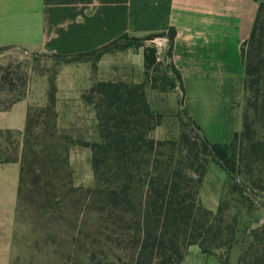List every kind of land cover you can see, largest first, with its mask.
Wrapping results in <instances>:
<instances>
[{
  "label": "trees",
  "instance_id": "trees-1",
  "mask_svg": "<svg viewBox=\"0 0 264 264\" xmlns=\"http://www.w3.org/2000/svg\"><path fill=\"white\" fill-rule=\"evenodd\" d=\"M164 35L169 47L168 65L162 76L152 72L162 60L156 47L150 44L142 48L144 82L98 80L81 95L93 105L100 137L97 142L84 143L91 151L96 184L88 206L96 212L102 246L112 242L115 248L128 250L131 264H180L186 247L192 244H197L205 254L224 249L227 253L220 264H226L235 244L236 221L224 222L220 207L214 212L202 206L198 191L211 161L232 180L241 176L253 187L264 190L261 187L264 180L261 176L264 172V0L259 1L249 38L240 47L244 90L249 95L241 116L242 128L234 132L227 143L211 142L198 125L199 132L181 131L176 139H156L150 135L151 130L161 124L162 115L151 110L145 84L161 92L175 88L183 91L180 72L170 60L174 28L145 37L122 34L96 49L52 56L69 63L87 61L85 57L94 54L97 61L122 38L154 39ZM128 46L124 44L117 49ZM6 48L1 47L0 51ZM92 68H96V64ZM2 82H11L7 71L0 75V94L4 90ZM55 95L53 81L49 110L54 109ZM22 97L23 94L7 103L0 99V109L7 110ZM30 128L27 110L23 131H14L22 136L18 197L25 184L41 187L46 170L43 165V171L40 168L38 173H33L29 160L36 158L37 152ZM66 155H46L44 162L53 167L51 174H58L61 168L65 171ZM8 161H17V158L0 152V162ZM244 189L250 190L249 187ZM248 236L235 264H264V221L250 229Z\"/></svg>",
  "mask_w": 264,
  "mask_h": 264
},
{
  "label": "rangeland",
  "instance_id": "rangeland-1",
  "mask_svg": "<svg viewBox=\"0 0 264 264\" xmlns=\"http://www.w3.org/2000/svg\"><path fill=\"white\" fill-rule=\"evenodd\" d=\"M159 41L158 38L120 39L106 52L105 70L100 77L144 82L142 71L135 64L124 63L123 55L129 51L135 52V49L142 50L143 46L150 44L156 47L162 60L155 67L156 71L152 72L158 77L162 76L168 59L167 48L159 50ZM124 44L129 45L128 48L117 49ZM96 58L92 54L86 56L87 61L84 62L92 66L97 63ZM62 61L52 55L24 49L0 51V75L7 71L11 81L8 84L2 82L4 90L0 99L7 103L21 94L25 95L27 87L32 89L28 120L31 136L35 138L32 143L37 157H31L29 162L33 173H38L43 165L46 167L45 171L42 169L41 187L25 184L17 199L11 264H131L128 250L117 249L112 242L102 246L96 212L88 206L92 200L91 195L96 191V184L92 173L91 151L84 143L100 140L93 105L81 98L80 102L72 101L68 106L48 109L51 83H55L57 69L64 63ZM107 66H113L114 70L107 69ZM93 71L96 73V68ZM8 87H12V90H7ZM145 94L151 110L162 115L161 124L150 132L152 137L176 139L181 131L191 134L199 132L196 128L198 125L208 140L222 143L229 142L234 132L241 130V116L245 99L249 95L243 90L239 101L231 105V108L238 111L237 115L233 116L228 110H223L219 113L220 121L209 122L198 111L194 116L185 111L182 104L184 91L179 88L174 94L173 90L161 92L152 89L146 83ZM21 149L20 134L14 131L0 132V152L19 161ZM55 154H67V166L65 171L61 168L54 175L51 174L53 167L44 160L46 155L53 157ZM220 168L213 161L208 163L198 197L202 203V198L211 195L209 192L212 188L221 185L217 207L222 210L224 222L232 223L235 219L237 230L235 244L229 251L226 264H235L240 249L249 240L250 229L264 221V190L253 187L241 176L235 181L226 175L222 181L218 175ZM261 176L264 178V172ZM261 185L264 187V180ZM245 187L250 190H245ZM190 247H186V254ZM194 251L190 250L188 259L200 262V253ZM214 251L206 255L205 264H220L225 260L227 252L224 249Z\"/></svg>",
  "mask_w": 264,
  "mask_h": 264
},
{
  "label": "crops",
  "instance_id": "crops-1",
  "mask_svg": "<svg viewBox=\"0 0 264 264\" xmlns=\"http://www.w3.org/2000/svg\"><path fill=\"white\" fill-rule=\"evenodd\" d=\"M258 3V0H0V48L71 55L96 49L122 34L145 37L174 28L170 60L181 75L183 107L191 116L198 111L205 121H220L219 113L223 110L233 116L238 114L231 105L239 101L244 90L240 47L249 38ZM156 38L160 39L159 50H168L167 36ZM106 54L96 63L97 74L84 61L62 63L58 67L55 108L80 102L81 95L93 82L107 80L100 77L105 70ZM123 62L135 64L143 73L142 50L127 52ZM176 90L173 89L174 94ZM31 91L27 87L21 99L7 110L0 109V130L23 131ZM19 169L18 160L0 162V264H11L13 257ZM218 175L223 181L226 173L220 168ZM220 187L212 188L211 195L202 198V206L209 210L217 207ZM192 249L200 253V262L188 259ZM188 253L180 264H205L207 254L197 245H191Z\"/></svg>",
  "mask_w": 264,
  "mask_h": 264
}]
</instances>
